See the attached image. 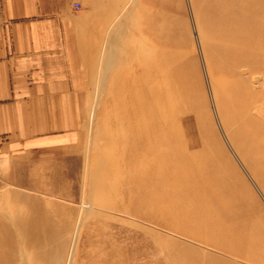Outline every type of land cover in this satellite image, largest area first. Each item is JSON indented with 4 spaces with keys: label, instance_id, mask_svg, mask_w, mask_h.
<instances>
[{
    "label": "rangeland",
    "instance_id": "rangeland-1",
    "mask_svg": "<svg viewBox=\"0 0 264 264\" xmlns=\"http://www.w3.org/2000/svg\"><path fill=\"white\" fill-rule=\"evenodd\" d=\"M208 2L94 7L81 28L84 138L43 158L23 185L0 178V264H264V184L231 137L248 122L231 99L246 74L224 54L231 43L218 41ZM157 60L177 96L143 158L130 146L139 118L123 100L131 74H152ZM221 168L230 178L203 179Z\"/></svg>",
    "mask_w": 264,
    "mask_h": 264
},
{
    "label": "crops",
    "instance_id": "crops-1",
    "mask_svg": "<svg viewBox=\"0 0 264 264\" xmlns=\"http://www.w3.org/2000/svg\"><path fill=\"white\" fill-rule=\"evenodd\" d=\"M0 0V178L23 185L84 138L85 34L100 0ZM78 2L80 8L74 9Z\"/></svg>",
    "mask_w": 264,
    "mask_h": 264
},
{
    "label": "bare ground",
    "instance_id": "bare-ground-1",
    "mask_svg": "<svg viewBox=\"0 0 264 264\" xmlns=\"http://www.w3.org/2000/svg\"><path fill=\"white\" fill-rule=\"evenodd\" d=\"M211 5L215 7L212 11L213 24L222 28L217 33L218 41L231 43L230 47L223 51L224 54L235 59L234 67L238 70L242 68L246 74L238 79L241 88L231 99L237 106L236 114L248 118V122L237 127L231 137L241 158L264 184V0H209L207 7ZM115 58L111 57L108 62H104V67L115 65ZM146 65L143 62L144 68ZM152 65V74H147L146 70H143L141 75L131 74L126 89L127 95L123 100L124 104L130 106L128 117L139 118L137 125H131L130 146L134 150L141 145L139 155L143 158L151 153L144 146L150 142L152 136L160 135L166 124V99L169 96H177L175 89L173 94H166L167 84L176 80V77L167 78L165 63L157 60ZM149 106H153L155 111H149ZM151 120L154 124L152 128L149 127ZM240 131L247 133L248 139L239 138ZM253 147L255 149L251 150ZM214 162L212 159L210 163L214 165ZM226 175L227 168H221L214 173H208L209 178L203 176V179L209 181L215 177L225 181L230 178Z\"/></svg>",
    "mask_w": 264,
    "mask_h": 264
},
{
    "label": "built area",
    "instance_id": "built-area-1",
    "mask_svg": "<svg viewBox=\"0 0 264 264\" xmlns=\"http://www.w3.org/2000/svg\"><path fill=\"white\" fill-rule=\"evenodd\" d=\"M73 8H79V3L78 2L73 3Z\"/></svg>",
    "mask_w": 264,
    "mask_h": 264
}]
</instances>
